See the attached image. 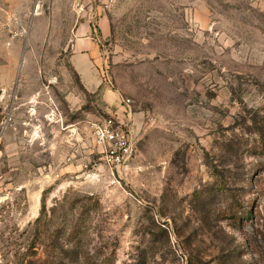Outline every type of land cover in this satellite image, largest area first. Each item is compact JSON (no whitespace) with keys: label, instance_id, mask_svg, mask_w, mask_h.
I'll use <instances>...</instances> for the list:
<instances>
[{"label":"rangeland","instance_id":"rangeland-1","mask_svg":"<svg viewBox=\"0 0 264 264\" xmlns=\"http://www.w3.org/2000/svg\"><path fill=\"white\" fill-rule=\"evenodd\" d=\"M53 1L0 0V264H264V0H115L108 103L67 63L76 0L24 65ZM111 117L137 146L113 172Z\"/></svg>","mask_w":264,"mask_h":264},{"label":"crops","instance_id":"crops-1","mask_svg":"<svg viewBox=\"0 0 264 264\" xmlns=\"http://www.w3.org/2000/svg\"><path fill=\"white\" fill-rule=\"evenodd\" d=\"M61 1H53V9L50 14L41 13L34 18L29 32V45L24 56V65L30 60L31 55H37L38 46L46 40L49 31L52 33V39H54L55 29L59 27L56 9L60 7ZM79 1H75L76 17L68 30L67 49L64 51L68 56L67 63L73 71L77 83L82 88V93L96 95L100 97L101 102L108 103L109 99L113 100V97H111V92L103 87L101 69L106 62L107 46L105 44L111 35L110 20L106 14L97 19L98 28L97 35H95L91 24L92 11L86 9L82 12L77 7ZM16 47L15 44L13 48ZM71 100L81 102L83 98L74 94ZM71 126L75 127L77 123H72Z\"/></svg>","mask_w":264,"mask_h":264},{"label":"built area","instance_id":"built-area-1","mask_svg":"<svg viewBox=\"0 0 264 264\" xmlns=\"http://www.w3.org/2000/svg\"><path fill=\"white\" fill-rule=\"evenodd\" d=\"M114 3L115 0H80L77 7L82 12L86 9L92 11L91 24L95 35H97L96 20L107 14ZM101 76L103 83L113 87L107 75L106 62L102 66ZM121 104L130 108L129 100L122 99ZM90 134L94 146L98 149L100 163L110 171L127 169L136 157L137 146L129 123L121 122L113 117L107 118L95 122L91 127Z\"/></svg>","mask_w":264,"mask_h":264}]
</instances>
